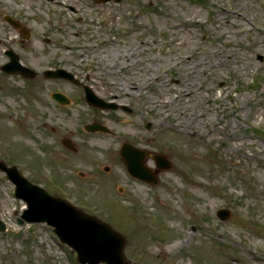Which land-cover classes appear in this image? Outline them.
<instances>
[{
	"label": "rangeland",
	"instance_id": "obj_1",
	"mask_svg": "<svg viewBox=\"0 0 264 264\" xmlns=\"http://www.w3.org/2000/svg\"><path fill=\"white\" fill-rule=\"evenodd\" d=\"M5 13L27 22L23 52L37 69L64 67L119 107L93 106L82 87L44 80L43 97L59 87L69 106L23 96L18 112L6 89L0 158L111 224L129 264H264V0H0V65L19 38ZM209 53L213 62L196 66ZM168 116L187 127H172ZM41 121L72 137L78 153ZM92 121L112 131L85 132ZM123 141L172 165L157 183L134 177L120 156ZM146 163L155 168L152 154ZM14 188L0 171V264H81L50 225L17 222L26 203ZM220 208L230 216L219 218Z\"/></svg>",
	"mask_w": 264,
	"mask_h": 264
},
{
	"label": "water",
	"instance_id": "obj_2",
	"mask_svg": "<svg viewBox=\"0 0 264 264\" xmlns=\"http://www.w3.org/2000/svg\"><path fill=\"white\" fill-rule=\"evenodd\" d=\"M106 1V0H102ZM119 1V0H117ZM14 25L18 22L7 17ZM11 62L2 66L6 71H31L29 67L23 66L18 61L17 56H11ZM47 75L54 77H71L72 74L63 68L56 70L48 69ZM27 76L32 74L27 73ZM87 100L95 105L116 107L115 104L107 103L93 91L85 86ZM55 96L61 99V94ZM89 129H103L97 123L88 124ZM128 170L137 177L147 181L156 182L155 174H152L149 167L145 165L144 157L146 152L134 147L129 143H124L121 148ZM157 166L168 169L171 162L164 155H155ZM0 169L5 171L8 177L15 183L14 194L24 199L28 203V208L24 210L19 222L24 220L29 222L46 221L54 226V231L63 242L68 243L73 251H77V259L83 264H128L124 254L125 239L118 231L113 229L108 223L90 215L79 209L71 202L51 195L45 188L30 182L25 178L16 166H8L0 160ZM158 171V169H157ZM220 218L226 219L229 210L220 209ZM0 230H6V223L0 216Z\"/></svg>",
	"mask_w": 264,
	"mask_h": 264
},
{
	"label": "flooded vegetation",
	"instance_id": "obj_3",
	"mask_svg": "<svg viewBox=\"0 0 264 264\" xmlns=\"http://www.w3.org/2000/svg\"><path fill=\"white\" fill-rule=\"evenodd\" d=\"M9 15L12 16L15 19L20 20V23L22 25V29H19V30L17 29L16 30L17 33H18V36H19V38H17L16 41H15L16 45L13 46V44H11V45H8L6 48L3 49V55L6 56L5 61L3 63H6L10 59V56L8 55L9 50H10L18 57V59L20 60V62L22 64L32 67L34 69L35 74L30 76V77H28V76H25L24 74L19 73V72L7 73V72L2 71L0 69V72H1L0 73V94H1V96H2L3 91L5 92L6 89L11 91V92L13 90V92L11 93V95L14 97L13 101L16 104H18V107H19V108H15L14 109L15 111H18V109H20L22 107L26 108V106H23L21 104V102H23L22 101V97L23 96L27 97V98H30L31 96L36 97V99L38 100L40 106H41V104H44L45 102H47L46 99H48V101L53 104V105H50V106H53V107H58L59 106L61 108H64V107L66 108L69 105L65 104L64 102L65 101H70V95H68L65 92V90L60 89L59 87H57L56 89H52L51 91H49V94L48 93L46 94L47 98H44L43 95H42L43 84H44L43 81L45 80V81H48V82H55V83H61V82H64V81L69 82V81L67 79H63V78H47V76L44 74L46 68L41 72L39 69L36 68V66H34V64L30 61V58H28V56L23 52V49H24L25 45L22 43V39H24V38L25 39L32 38V34H31L30 30L27 27V22H25L24 19L19 18L18 16H15L14 14H9ZM4 19H5V15H4ZM2 43H3V38H0V44H2ZM9 79H11L13 81H8ZM14 81H20L21 85H17ZM56 92H60L61 93V99L60 100H61V102L63 104L54 97V94ZM81 92H83V91H81ZM19 95H20L21 98L16 99L17 96H19ZM7 102H8L7 105L10 106L11 105L10 101H7ZM29 103H30L29 106H31V107L34 105V104H32V102H29ZM39 111H40V109H38V112ZM47 114H49L50 116L52 115L50 113H47ZM25 116H27V114L25 112L22 113V116H18L17 115V117L22 119V120L25 119ZM27 123H28L27 121H25V122L22 121L21 123H18V125H19L18 127L20 128V130H25L26 131V127H28ZM41 126H43V128L45 130L51 131L52 138L54 136L53 140L56 141L57 143L58 142L61 143L62 146L66 150L71 151L70 148L66 146V144L74 145L79 150L78 145L76 144V142L73 140L72 137H70L68 135H61V136L56 135V132L58 131V128L54 124H51L48 121H41ZM40 130H42V128H40ZM44 147L50 153L52 152L51 149H53V148L51 147V145L47 144V146H44ZM80 149H82V146H80ZM13 163H16V162H9V164H13Z\"/></svg>",
	"mask_w": 264,
	"mask_h": 264
},
{
	"label": "bare ground",
	"instance_id": "obj_4",
	"mask_svg": "<svg viewBox=\"0 0 264 264\" xmlns=\"http://www.w3.org/2000/svg\"><path fill=\"white\" fill-rule=\"evenodd\" d=\"M233 13L234 14H236V15H238V16H240L241 18H243V14L242 13H240V12H238V10H234L233 11ZM244 19V18H243ZM210 55H208V54H206L204 57H202L203 59H200V60H198V61H196L195 62V64H196V66H203L204 64H205V62L206 61H208V62H213V57L214 56H217V54L216 53H209ZM190 65H192V67L193 68H195V64H193V63H189ZM159 78V77H158ZM194 78H190V79H188V80H184V84H186V85H189V86H192V84L194 83ZM136 86H135V90L136 91H139L140 90V86L139 85H137V84H135ZM125 91L126 92H130L128 89H126L125 88ZM194 116V115H193ZM168 119L170 120V121H172V124H169V125H171L172 127H175V126H178V127H180V128H183V129H185L187 126V122L184 120V119H182V118H179L178 116H168ZM72 134H75V131H72ZM104 147V146H103Z\"/></svg>",
	"mask_w": 264,
	"mask_h": 264
}]
</instances>
